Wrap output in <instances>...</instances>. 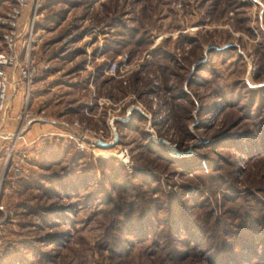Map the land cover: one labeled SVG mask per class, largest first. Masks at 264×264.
<instances>
[{"label": "rangeland", "instance_id": "1", "mask_svg": "<svg viewBox=\"0 0 264 264\" xmlns=\"http://www.w3.org/2000/svg\"><path fill=\"white\" fill-rule=\"evenodd\" d=\"M39 4L28 107L114 142L44 135L0 158V264H213L211 241L262 234L264 0ZM259 241L233 257L264 264Z\"/></svg>", "mask_w": 264, "mask_h": 264}, {"label": "built area", "instance_id": "2", "mask_svg": "<svg viewBox=\"0 0 264 264\" xmlns=\"http://www.w3.org/2000/svg\"><path fill=\"white\" fill-rule=\"evenodd\" d=\"M259 2V0H255ZM9 9L1 21L4 23L1 33L3 46L0 48V139H9L6 151L7 158L16 150V142L24 144L35 143L42 136L61 135L77 142L84 149L89 144L92 146L102 145L100 143L102 133H99L81 123L76 118H60L55 120V128L52 131L39 134L36 138L26 139L25 132L30 129L32 121L35 119L28 107V99L36 83V77L41 73L46 65H41L33 54V29L39 0H10ZM117 63L112 62L111 71H115ZM24 94V101L15 113H11L13 106V96L16 92ZM17 120L16 129L9 131L3 126L9 120ZM115 128V127H114ZM105 141V140H104ZM107 143H113L114 141ZM21 156H25L22 152ZM4 166L0 169V224L6 215V206L2 201L1 187L4 179Z\"/></svg>", "mask_w": 264, "mask_h": 264}, {"label": "trees", "instance_id": "3", "mask_svg": "<svg viewBox=\"0 0 264 264\" xmlns=\"http://www.w3.org/2000/svg\"><path fill=\"white\" fill-rule=\"evenodd\" d=\"M65 138V137H64ZM67 139V138H65ZM131 216V212H128ZM130 216H129V220H130ZM251 226V225H250ZM257 227H253L254 231L256 230ZM259 228H261L259 230V232L262 234H264V227L260 226ZM226 230H224L225 232ZM256 232V231H255ZM262 234H256L255 233H240L237 236H234V240H233V246L230 249L227 250H222V245H214L212 244V241L210 243V247L212 248V252H210L209 254V258L211 259V261L213 262V264H239L238 261L236 260L237 258H234L233 255L237 254V252H239L241 249L244 250H248V252H252L254 253L253 256L254 257H258L259 253L256 254L254 252V247L256 246V241L260 240V244L263 245L264 243L261 240H264V235ZM255 235V236H254ZM212 238L211 235H205V238ZM246 259H251V256H244ZM252 258V260H248L250 263H254L256 258ZM184 259V258H181ZM259 261V259L256 260V262ZM261 262V261H259Z\"/></svg>", "mask_w": 264, "mask_h": 264}, {"label": "crops", "instance_id": "4", "mask_svg": "<svg viewBox=\"0 0 264 264\" xmlns=\"http://www.w3.org/2000/svg\"><path fill=\"white\" fill-rule=\"evenodd\" d=\"M2 46L3 45L1 44L0 47H2ZM33 89H34V87H33ZM21 95H22V92L18 91L13 96L15 98L13 101L14 104H13L12 108L10 109L11 113H15V111L19 110V108L21 107V104H20V99L22 98ZM30 111L33 113V111L31 109H30ZM33 116L35 117V119L32 121V123L30 125V129L28 127V130L25 132V135H27L28 138L30 137V139L37 137L41 133H44L45 130L49 131V129L53 128L52 126H54V128L56 127L55 126V124H56L55 120H57V119H55L53 117H52V119L49 118L46 121L41 122L39 120L41 118L40 115H36V116L33 115ZM16 124H17V120L15 121V120L11 119L3 126V128L6 130H9V131H14L16 129ZM8 145H9V139H6V138L0 139V149L2 148L1 149L2 152L0 153V158L3 157V155L6 153Z\"/></svg>", "mask_w": 264, "mask_h": 264}, {"label": "water", "instance_id": "5", "mask_svg": "<svg viewBox=\"0 0 264 264\" xmlns=\"http://www.w3.org/2000/svg\"><path fill=\"white\" fill-rule=\"evenodd\" d=\"M117 137H118V134L116 133V134H115V138H117ZM162 140H165V139L162 138ZM100 143H101L102 145L109 144V143L105 142L104 140H101Z\"/></svg>", "mask_w": 264, "mask_h": 264}]
</instances>
